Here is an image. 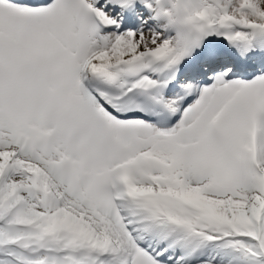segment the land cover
Segmentation results:
<instances>
[{
    "label": "snow or ice",
    "instance_id": "snow-or-ice-1",
    "mask_svg": "<svg viewBox=\"0 0 264 264\" xmlns=\"http://www.w3.org/2000/svg\"><path fill=\"white\" fill-rule=\"evenodd\" d=\"M0 264H264V0H0Z\"/></svg>",
    "mask_w": 264,
    "mask_h": 264
}]
</instances>
